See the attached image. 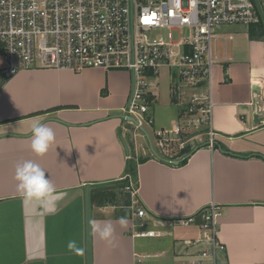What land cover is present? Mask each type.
<instances>
[{"label": "crops", "instance_id": "crops-1", "mask_svg": "<svg viewBox=\"0 0 264 264\" xmlns=\"http://www.w3.org/2000/svg\"><path fill=\"white\" fill-rule=\"evenodd\" d=\"M214 35L206 129L215 146L201 133L198 148L173 165L152 147V134L172 129L183 112L174 70L161 68L149 80L150 130H135L123 119L132 87L127 70H28L0 77V264H87L86 194L90 264H133L134 253L159 255L144 264H178L174 242L193 238L197 229L169 230L165 222L212 203L221 207L219 239L226 248L219 264H264V29L221 26ZM34 124L55 132L43 157L31 150ZM25 161L39 164L55 186L47 208L25 202L17 190L15 168ZM129 185L133 195L125 190ZM133 203L170 236L131 238ZM120 217L128 226L114 223L118 243L109 247L91 225ZM73 239L83 255L68 250Z\"/></svg>", "mask_w": 264, "mask_h": 264}, {"label": "built area", "instance_id": "built-area-1", "mask_svg": "<svg viewBox=\"0 0 264 264\" xmlns=\"http://www.w3.org/2000/svg\"><path fill=\"white\" fill-rule=\"evenodd\" d=\"M233 25L264 29V0H0V76L7 80L28 70H127L132 87L123 119L143 130L153 125L149 80L161 68L174 70L183 112L172 129L152 134V147L173 165L198 148L201 133L207 132L210 148L215 145L214 133L206 129L212 111L214 31ZM182 30L187 35L174 39L173 32ZM205 87L204 95L190 94ZM125 190L135 191L130 185ZM133 204L131 238L170 236ZM220 213L221 207L212 203L165 222L169 230L197 229L196 237L174 242L178 264H219L226 249L219 239ZM158 256L134 253L133 264Z\"/></svg>", "mask_w": 264, "mask_h": 264}, {"label": "clouds", "instance_id": "clouds-1", "mask_svg": "<svg viewBox=\"0 0 264 264\" xmlns=\"http://www.w3.org/2000/svg\"><path fill=\"white\" fill-rule=\"evenodd\" d=\"M31 150L37 156L46 155L56 142L55 132L46 124H34L32 127ZM15 180L17 190L25 202H37L41 207L47 208L55 200V186L46 171L37 163L25 161L15 168ZM114 223L121 229L128 226L129 221L125 217L112 220H96L92 225V231L109 247L117 246L116 229ZM67 248L76 255H83L84 249L78 246L76 240H69Z\"/></svg>", "mask_w": 264, "mask_h": 264}, {"label": "water", "instance_id": "water-1", "mask_svg": "<svg viewBox=\"0 0 264 264\" xmlns=\"http://www.w3.org/2000/svg\"><path fill=\"white\" fill-rule=\"evenodd\" d=\"M131 85H132V77H131ZM128 105V104H127ZM156 155V154H155ZM104 185V184H101ZM99 185V186H101ZM89 196L85 195V215H86V245H87V264H90V238H89Z\"/></svg>", "mask_w": 264, "mask_h": 264}, {"label": "rangeland", "instance_id": "rangeland-1", "mask_svg": "<svg viewBox=\"0 0 264 264\" xmlns=\"http://www.w3.org/2000/svg\"><path fill=\"white\" fill-rule=\"evenodd\" d=\"M187 35V30H182L181 32H173V37L174 39H177L178 37H185ZM121 71H126V70H121ZM147 127V126H146ZM151 127H147V129L150 130ZM169 129V127H167V130ZM204 128H201V131H203ZM151 132V131H150ZM155 144V142H153ZM176 146V144H175ZM130 164V163H129ZM191 228V227H190ZM190 228H176V231H184V230H189ZM193 229V228H192ZM196 237V235L194 236ZM139 240H146V239H139Z\"/></svg>", "mask_w": 264, "mask_h": 264}, {"label": "trees", "instance_id": "trees-1", "mask_svg": "<svg viewBox=\"0 0 264 264\" xmlns=\"http://www.w3.org/2000/svg\"><path fill=\"white\" fill-rule=\"evenodd\" d=\"M260 28H262V27H260ZM263 29V28H262ZM1 77V76H0ZM215 146V145H214Z\"/></svg>", "mask_w": 264, "mask_h": 264}, {"label": "bare ground", "instance_id": "bare-ground-1", "mask_svg": "<svg viewBox=\"0 0 264 264\" xmlns=\"http://www.w3.org/2000/svg\"><path fill=\"white\" fill-rule=\"evenodd\" d=\"M179 111V110H178Z\"/></svg>", "mask_w": 264, "mask_h": 264}]
</instances>
